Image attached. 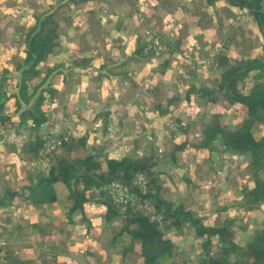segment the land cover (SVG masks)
Segmentation results:
<instances>
[{
    "label": "trees",
    "instance_id": "16d2710c",
    "mask_svg": "<svg viewBox=\"0 0 264 264\" xmlns=\"http://www.w3.org/2000/svg\"><path fill=\"white\" fill-rule=\"evenodd\" d=\"M42 1L46 0H40L39 11L32 13L34 24L23 29L25 56L17 58L15 62V69L21 72L20 80L15 83L19 86L18 94L10 92L8 88L11 80L8 68L4 69L0 78V119L12 121V117L6 113L7 102L11 97H18L17 108L20 109L21 100L29 102L37 88L45 83L55 67H47L49 73L33 86L32 79L40 75L42 63L63 49L61 39L63 36L69 37L70 32L75 31L77 37L87 36V42L81 43L77 50L81 55L74 57L73 64L83 70H96L97 76L92 77V81L98 83L103 77L110 80L118 78L128 80L133 88L145 83L147 90L154 96L161 91L160 83L163 85L169 80L181 78L171 72L176 69L177 60L184 62L192 58L193 66L199 71V62L204 59V55H208L214 67L211 80L207 81L209 85L197 82V75L192 74L193 81L185 89L184 95L180 93L173 97L187 105L193 97L198 103L205 101L207 106L204 112L216 104L220 95L231 105H239L242 113L235 126L220 121L201 123L203 138L199 144L210 151L224 148L230 154L245 157L240 173L243 179L242 206L248 211L260 210L264 203V131H256L258 127L264 128V0H149L153 3L151 18L143 30H130L128 42H124L121 36L110 42L108 32L97 20L92 5L95 0H49L45 6ZM124 1L130 0L112 2ZM219 2L222 4L218 5ZM79 5L85 6V20L77 15L75 9ZM241 10L246 11L247 17L254 21L260 39L248 31L233 30L231 24L234 13ZM134 13L140 17L145 16L147 11L135 7ZM82 24L86 28L79 30ZM116 30L128 32L129 28L120 19ZM147 30L149 33H146ZM155 38L161 42L160 48L156 47ZM195 39L202 40L203 44H196ZM129 45L133 48L130 49ZM216 45L223 50L214 51ZM110 46L121 54L117 62L113 60L111 51L108 52ZM203 48L206 54L202 53ZM96 58L100 59L98 65L94 64ZM153 58L156 59L155 64ZM150 72L158 73L155 84L151 83ZM52 91L55 92L54 89ZM41 100L38 99L34 109L41 106ZM172 101L171 97L166 104L158 103L154 112L158 115L172 113ZM37 110L40 112V109ZM27 113L36 123L43 120L41 112ZM180 127L186 132L192 130L189 123H182ZM87 139L86 134L78 137L69 135V141L63 146L47 156H41L48 160L49 173L31 190V196L45 195L46 191L53 190L49 194V199L53 201L57 197L55 183L61 182L67 186L72 198L69 213H81L87 221V233H92L95 241L81 254L86 264H92L95 260L107 264L105 255H97L100 248L97 246L92 249L99 244L105 245L107 256L115 252L123 262L177 264L178 251L172 256L177 244L167 235L162 220H173L180 230L190 223L195 235L203 238L197 264H264V218L250 236L238 234L235 218H228L222 223H207L199 212L187 207L183 201L169 202L162 195V185L156 170L162 160L158 158L156 150L150 149L140 154L128 152L114 158L98 151V148L91 149ZM189 139L187 137L181 143H176L168 153V159L175 162L176 153L185 148ZM41 145L39 136L34 146L36 154ZM231 173L228 171L227 178H230ZM140 175L147 182L148 190L144 198L150 201V209L119 205L106 192L92 191L111 181H120L136 188L134 181ZM184 179L188 193L192 189L200 191L187 175ZM90 201L103 205L99 216L105 228L99 234L91 231V220L84 209V204ZM152 216H160V219H152ZM104 232L107 238L103 236ZM0 253H6V248H0ZM171 258L173 260L162 262Z\"/></svg>",
    "mask_w": 264,
    "mask_h": 264
},
{
    "label": "crops",
    "instance_id": "0c3cea01",
    "mask_svg": "<svg viewBox=\"0 0 264 264\" xmlns=\"http://www.w3.org/2000/svg\"><path fill=\"white\" fill-rule=\"evenodd\" d=\"M48 1H42L43 5H48ZM112 1L95 0V3H91L99 24L109 34L110 42H114L119 36L124 42H128L130 30L145 28L151 18L153 3L149 0L115 3ZM39 4L40 0H0V78L4 69L8 68L11 78L8 88L16 94L19 92V86L15 83L20 80L21 72L15 69V62L17 58L25 56L22 45L25 37L23 29L34 24L32 13L39 11ZM135 7L147 11L145 16L137 17L134 13ZM75 10L78 17L86 19L84 5H79ZM120 19L127 24L128 32L116 30ZM83 24L79 30L86 28ZM231 25L236 31L240 25L248 27L253 31V37L258 34L254 21L247 17L244 10L234 13ZM76 34L74 31L70 32L69 37L63 36V49L40 65V75L32 79V86L49 73L47 67L55 68L47 76L45 83L37 88L29 102L21 100L20 109L17 108L18 97L13 96L7 102L6 113L12 117L16 126L5 134L4 141L0 144V233L9 241L6 253H0V264H86L81 254L87 250L86 245L95 244L92 233H87V221L81 213H69L72 198L64 183H55L57 197L53 201L49 199L48 194L31 196L32 188L49 173L48 160L34 152L37 137H42L45 133L77 137L86 134L91 149L98 148V151L114 158L128 152L140 154L154 149L162 160L156 170L162 185L161 193L167 201H183L187 207L199 212L207 223H222L228 218L246 220L258 215V220L251 225V233H246L249 228L241 225L242 234L251 235L255 226L263 220L260 211L264 209V203L258 213L248 211L242 206L243 179L237 171L243 169L245 157L230 154L224 148L210 151L201 146V123H211L210 120L204 119L203 112L207 106L205 101L198 103L193 97L187 105L186 102L181 104L173 97L180 93L184 95L185 89L193 81L192 74L197 75V82L209 85L208 82L199 80L193 59L189 58L184 62L177 60L176 69L171 72L181 78L169 80L163 85L160 83L161 91L154 96L147 90L145 83L133 88L128 80L118 78L110 80L103 77L98 83L92 81L91 78L97 76L96 70H83L73 64L74 57L81 55V52L77 51L81 43L87 42V36L77 37ZM195 43L203 44L200 39H195ZM129 46L130 49L133 48ZM202 50V53L206 54V49ZM221 50L223 49L219 45L214 47V51ZM108 52L114 61L120 60L121 54L111 46ZM207 56H203V62L205 59L210 61ZM155 63L156 61L153 62ZM94 64H100V59L96 58ZM196 66L198 67V64ZM213 68L212 66V71ZM148 75L152 78L151 83L155 84L158 73L150 72ZM171 97L172 113L156 114L155 106L160 102L162 105L166 104ZM39 98H42V104L34 109ZM192 106L196 107L193 113L190 112L194 115L186 116L185 111ZM37 109L43 114V120L35 122L36 127H31L30 124L34 120L27 112L41 114ZM239 115L234 116L231 126L238 123ZM182 123H189L191 132H186L185 129L183 131L180 127ZM187 137L190 139L185 148L176 153V161L168 159L167 155L175 144L181 143ZM228 171L232 172L230 178H227ZM185 175L195 182L200 191L192 189L188 193ZM233 177H236L235 180ZM217 191H220L219 196ZM211 197L212 200L209 201ZM194 203L204 206L197 209L194 208ZM84 209L91 220V231L99 234L105 228L99 216L103 205L90 201L84 204ZM222 214L227 215L221 216ZM161 222L168 236L174 235L170 234L172 231L194 234L190 223H186L180 230L176 228L173 220ZM169 224H173L174 229L169 228ZM102 225L104 226L101 227ZM238 234L241 235L239 232ZM170 237L175 242L179 239L175 235L176 239Z\"/></svg>",
    "mask_w": 264,
    "mask_h": 264
},
{
    "label": "rangeland",
    "instance_id": "374dc122",
    "mask_svg": "<svg viewBox=\"0 0 264 264\" xmlns=\"http://www.w3.org/2000/svg\"><path fill=\"white\" fill-rule=\"evenodd\" d=\"M239 29L240 30H244V31H248L250 35L253 32L251 30V33H250V31L243 25H242V27L240 25L238 30ZM255 36H256V38L260 39L259 34H255ZM212 64H213V62H212L211 58H210V61L208 59H205V62H203L202 60L199 62V71H198L199 80L206 81V82L208 80H211ZM235 106L231 105V103L226 98H224L223 95H220V96L217 97L216 104L214 106H211L208 112H203L204 113V119H208L211 122L220 121V122H223L226 125H231L232 122L234 123V120H232L234 118V116H238L239 114L241 115V113H242V109H240L239 105H235ZM195 110H196L195 106L187 108V110L185 111L186 112V116H189L190 114L193 116L194 114H192V113ZM190 112H192V113H190ZM199 114H201V113H199ZM199 114H198V116H199ZM194 123H195V121L192 122V125H194ZM258 131H259V133H261L263 131V129L262 128L259 129V127H258L256 132H258ZM111 146H113L112 143H111ZM239 170L240 171H237L238 174H240L243 169L241 168ZM235 178L233 177V180H235ZM235 182L236 181H234V183ZM52 192H53V190H49V191H46V194L49 195V194H52ZM219 195H220V191H217V196H219ZM211 200H212V197L210 198L209 201H211ZM195 205H196V203H194V208L196 207L197 209H200V208H202L204 206L203 204H201V205L197 204L196 206ZM256 212L258 213L259 211H256ZM260 213H261V218H264L263 217L264 216V209H262L260 211ZM225 215H227V214H222L221 216H225ZM257 218H259L258 215H253V216L249 217V219H246V220H244V219L237 220V225L235 227L236 230L240 234H242L241 225H244V226H247V228H249L248 231H246V233H251V230H252V226L251 225H253L255 223V220H258ZM103 226L104 225H102L101 227H103ZM169 228H171V229L173 228L174 229V225L173 224H169ZM81 231H83V229H81ZM173 232L174 231H172L170 234H174L175 237L179 238L178 241H176V242H179V243H177V247H179L178 248L179 249L178 256H177V264H197V262H198V260L200 258V253H201V249H202L201 243L203 241V238L199 237V236H196L194 232H193L194 233L193 235H190V233L187 232V231H186L185 234H180L178 232L173 233ZM174 235H170V236L174 237ZM245 235L246 236H250L248 234H245ZM103 236L107 238V233L104 232ZM245 238H248V237H245ZM87 246H89V245H86V247ZM97 246L100 248L99 251L97 252V255L98 254L105 255L107 257V260H106L107 264H140V263L135 262V261H132V262H130V261H128V262L120 261V256H119V254H116L113 251L114 249L111 250L114 253L109 255V256H107L106 255L107 254L106 251H104V248H105L104 244L95 245V247H92V249H95ZM177 247H176L175 251L173 252L172 256H175L174 254L177 251ZM166 260H173V258L164 259V260H162V262L164 263ZM11 261H13L12 257H11ZM92 264H102V263H100L97 260H95Z\"/></svg>",
    "mask_w": 264,
    "mask_h": 264
},
{
    "label": "built area",
    "instance_id": "2783aa9c",
    "mask_svg": "<svg viewBox=\"0 0 264 264\" xmlns=\"http://www.w3.org/2000/svg\"><path fill=\"white\" fill-rule=\"evenodd\" d=\"M146 33H149V31L147 30ZM155 44L157 48L162 46L158 38H155ZM155 61L156 59L153 58V62ZM15 126L16 123L13 121H3L0 119V144L3 143L5 134ZM30 126L36 127L37 124L32 122ZM41 139L42 145L40 147L39 154L41 156H47L51 152L63 146L64 143L69 141V136L45 133ZM134 185L137 189L120 181H111L99 188H94L92 191L97 193L100 191L106 192L112 198V200L119 205H134L139 208L150 209V201L147 198H144V195L147 194L148 190L145 178L142 175L138 176L134 181ZM152 219H160V217L152 216ZM8 243V238L4 234L0 233V248H6Z\"/></svg>",
    "mask_w": 264,
    "mask_h": 264
}]
</instances>
